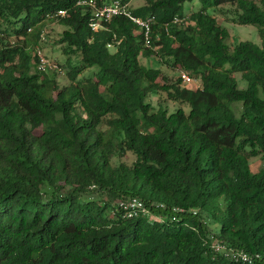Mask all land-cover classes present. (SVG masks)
Segmentation results:
<instances>
[{"label":"trees","instance_id":"1","mask_svg":"<svg viewBox=\"0 0 264 264\" xmlns=\"http://www.w3.org/2000/svg\"><path fill=\"white\" fill-rule=\"evenodd\" d=\"M224 5L261 44L230 45ZM133 13L155 17L148 37L126 16L94 31L79 0H0V264H249L240 250L264 264V166L250 163L264 161V0H146ZM47 20L64 26V86L39 68ZM160 94L178 107H155ZM134 197L150 216L124 215Z\"/></svg>","mask_w":264,"mask_h":264},{"label":"rangeland","instance_id":"2","mask_svg":"<svg viewBox=\"0 0 264 264\" xmlns=\"http://www.w3.org/2000/svg\"><path fill=\"white\" fill-rule=\"evenodd\" d=\"M146 0H132L131 5L134 8L140 7L141 5L145 4ZM199 5L198 1H195L193 3H187L188 8L197 7ZM223 10H226L227 12L222 13L221 11H216L215 16L217 17L218 21L225 25L229 32H230V38L229 43L230 45L235 44V42L239 40H250L252 42H255L257 44H261V37L258 33V27L255 25H241L237 22H234L232 20V17L234 16L232 13V7L230 5H224L222 7ZM64 30V26L59 24L57 21L53 20H47L45 21V28L43 31V37H42V49L46 57H48L51 61L60 63L62 66V70L57 73L58 75V81L60 85L64 86L69 84V79L67 78V69L68 66L63 64L65 61L66 54H64V45L60 43L61 33ZM73 62L78 60V56L73 55L72 56ZM141 62L145 65L151 66L154 65L157 68L160 67L162 69V74L168 79L174 80L178 79L180 77V71L178 68H174L173 66H170L166 60L159 58V57H153L152 59H147L144 57H141ZM95 69H88L84 71L83 74H80L79 80H81L83 77H92L93 72ZM236 77L240 81V87H245V83L243 82L241 78V74H236ZM161 83H163L162 79H159ZM198 81L202 83L201 79L198 78ZM160 99L161 102H165V104L168 105L169 109L173 111L175 108H177V104H175L172 101H167L165 98V94L160 95H151L149 98V101L152 102V104L155 107H158ZM166 99V100H165ZM236 112L239 115L240 112L237 108ZM122 161H125L127 163H133L135 161V156L132 153H128L126 157H123ZM251 168L253 171H258L261 167L264 166V161L260 156L257 157H251L250 158ZM210 221V220H208ZM214 228L217 230L220 227V223H214L212 224ZM212 227V226H211Z\"/></svg>","mask_w":264,"mask_h":264},{"label":"built area","instance_id":"3","mask_svg":"<svg viewBox=\"0 0 264 264\" xmlns=\"http://www.w3.org/2000/svg\"><path fill=\"white\" fill-rule=\"evenodd\" d=\"M79 4L88 5L92 12L96 17V21L91 23V26L94 30H99L102 28L103 22H108L112 18L120 15H124L133 20L141 29H143L148 37L151 32L152 23H154V16H150L146 19L142 17H138L133 15L130 3H123L121 0H112V2H102L99 3L98 0H79ZM56 15L65 16V10H59ZM43 37V34H42ZM41 37V41H42ZM39 57V68L43 71L47 70V68H55L58 71H61L59 65L53 61H51L44 54L42 49H39L37 52ZM181 78L183 84L189 87H197L198 79L194 76L190 75V73L186 71H181ZM120 208L124 210V215L128 218L138 217L140 215H148L150 216L151 210L150 208L139 198L134 197L130 198L126 201H121L119 203ZM196 213V211H194ZM221 245H216V249H221ZM232 256L236 261H242L245 263L252 264L254 262V256L245 252L244 250L233 251Z\"/></svg>","mask_w":264,"mask_h":264},{"label":"clouds","instance_id":"4","mask_svg":"<svg viewBox=\"0 0 264 264\" xmlns=\"http://www.w3.org/2000/svg\"><path fill=\"white\" fill-rule=\"evenodd\" d=\"M131 1L132 0H130V1H128V2H123V3H130V8H131V11H132V13H133V9H134V7H132V5H131ZM142 6V5H141ZM133 15H134V13H133ZM56 16H59V15H56ZM61 16V15H60ZM66 16V15H65ZM120 16H124V15H120ZM136 16V15H135ZM64 17V16H63ZM127 17V16H126ZM138 17H141V16H138ZM129 18V17H128ZM142 18H144V17H142ZM155 18V17H154ZM144 19H146V18H144ZM133 21V20H132ZM155 21V20H154ZM134 22V21H133ZM135 23V22H134ZM136 24V23H135ZM137 25V24H136ZM138 26V25H137ZM92 27V26H91ZM104 28V22H103V25H102V28H100V29H103ZM138 28H139V30H141V31H144L143 29H141L139 26H138ZM93 29V28H92ZM99 29V30H100ZM94 30V29H93ZM94 31H98V30H94ZM145 32V31H144ZM145 35H146V33H145ZM180 72L181 71H184V70H179ZM186 72H188V71H186ZM189 73V72H188ZM181 74V73H180ZM191 75V74H190ZM181 77V76H180ZM195 77V76H194ZM195 78H197L198 79V77H195ZM201 82H199L198 83V86L197 87H189V86H187V85H185V84H183V81H182V85L183 86H186V87H188V88H193V89H197V88H199V87H201Z\"/></svg>","mask_w":264,"mask_h":264}]
</instances>
